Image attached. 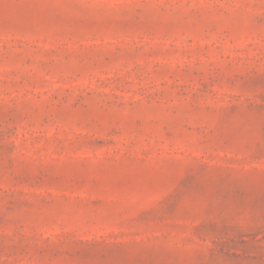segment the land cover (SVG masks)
I'll return each mask as SVG.
<instances>
[{
    "label": "rangeland",
    "instance_id": "rangeland-1",
    "mask_svg": "<svg viewBox=\"0 0 264 264\" xmlns=\"http://www.w3.org/2000/svg\"><path fill=\"white\" fill-rule=\"evenodd\" d=\"M0 264H264V0H0Z\"/></svg>",
    "mask_w": 264,
    "mask_h": 264
}]
</instances>
